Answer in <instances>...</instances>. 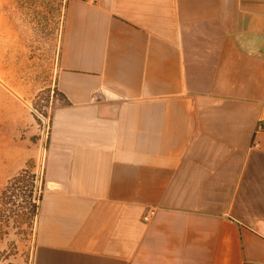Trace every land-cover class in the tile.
<instances>
[{"label":"crops","instance_id":"0c3cea01","mask_svg":"<svg viewBox=\"0 0 264 264\" xmlns=\"http://www.w3.org/2000/svg\"><path fill=\"white\" fill-rule=\"evenodd\" d=\"M55 89L31 264H264V0H69Z\"/></svg>","mask_w":264,"mask_h":264},{"label":"rangeland","instance_id":"374dc122","mask_svg":"<svg viewBox=\"0 0 264 264\" xmlns=\"http://www.w3.org/2000/svg\"><path fill=\"white\" fill-rule=\"evenodd\" d=\"M69 0H0V264H31Z\"/></svg>","mask_w":264,"mask_h":264},{"label":"built area","instance_id":"2783aa9c","mask_svg":"<svg viewBox=\"0 0 264 264\" xmlns=\"http://www.w3.org/2000/svg\"><path fill=\"white\" fill-rule=\"evenodd\" d=\"M83 1L91 2V3H96L98 0H83ZM154 215H155V209L154 208H149L145 212V214H144V216L142 218L143 222L144 223H148L152 219V217Z\"/></svg>","mask_w":264,"mask_h":264},{"label":"trees","instance_id":"16d2710c","mask_svg":"<svg viewBox=\"0 0 264 264\" xmlns=\"http://www.w3.org/2000/svg\"><path fill=\"white\" fill-rule=\"evenodd\" d=\"M56 90V89H55ZM60 95V94H59ZM60 97H61V95H60ZM62 98V97H61ZM40 199H38L37 201H39Z\"/></svg>","mask_w":264,"mask_h":264}]
</instances>
